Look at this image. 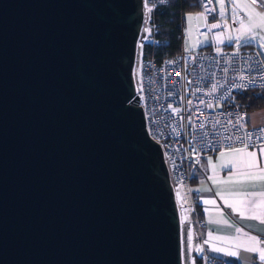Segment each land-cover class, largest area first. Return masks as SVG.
Here are the masks:
<instances>
[{
    "label": "water",
    "instance_id": "obj_1",
    "mask_svg": "<svg viewBox=\"0 0 264 264\" xmlns=\"http://www.w3.org/2000/svg\"><path fill=\"white\" fill-rule=\"evenodd\" d=\"M143 15V0H0V264H184L135 94Z\"/></svg>",
    "mask_w": 264,
    "mask_h": 264
},
{
    "label": "built area",
    "instance_id": "obj_2",
    "mask_svg": "<svg viewBox=\"0 0 264 264\" xmlns=\"http://www.w3.org/2000/svg\"><path fill=\"white\" fill-rule=\"evenodd\" d=\"M180 1L177 37L181 46L174 53L166 50L165 46L169 44V41L161 35L162 23L159 16L160 11L169 6L172 0H169L167 4H160L159 0H149V6L153 7L151 14L143 5V22L136 43L133 68L135 94L140 98L139 105L144 111L149 136L163 149L175 188L181 215L184 264H188L185 257V221L181 202L178 199L177 185L185 186L190 197V211L194 218L195 233L198 236L200 248L203 249L200 252V264H232L229 260L213 254L204 243L205 221L198 215V193L193 191L192 181L196 172L201 170V161L204 156L223 152L229 148V145L243 147L240 141H230L224 137L233 134L243 135L245 132L258 135V130L264 128L263 125H250L249 111L233 104L235 94L238 92L264 90V63H261L264 62V54L254 46L226 47L222 45L225 39L223 25L212 29L211 32H208L205 27H200L198 31L200 40L203 36L201 33H206L211 38V45L199 50L186 51L184 40L187 10L185 8H196L193 12L197 14L203 11V6L199 0ZM209 7L215 8L216 12L208 15L207 23L222 24L220 19L212 18L213 15H218L215 0ZM146 27L152 28L151 36L145 33ZM217 33H223V35L218 37ZM145 36H148V39H144ZM153 40L159 43L154 44ZM141 43L144 45L143 55H141ZM217 49H220L219 53ZM258 53L260 54L257 55ZM225 60L229 62L225 63ZM167 61H175V63L169 64L166 63ZM225 68L228 69L226 73ZM241 75L245 77L244 80L239 79ZM249 77L252 78V83H249ZM214 83L218 84L217 90L211 96L206 95ZM235 84H243L246 87H233ZM201 100L205 103L201 104ZM189 101H191L190 104ZM209 103L212 104L211 108L206 107ZM227 104L233 105L227 106ZM174 108L180 111L173 112ZM229 113H231L230 116ZM190 114L194 125L192 127L189 126L187 119ZM238 116L244 117L240 121L243 128H240V125L233 127L228 124V120H232L235 124ZM205 118L208 122L205 123V128L200 129L199 124L205 122ZM216 120H219L220 124L213 128L212 124ZM204 132L209 133L207 139L212 145H218L219 151L214 150L211 145L207 151L202 150L201 134ZM255 143L258 146L261 142L255 141ZM259 236L264 239V236Z\"/></svg>",
    "mask_w": 264,
    "mask_h": 264
},
{
    "label": "crops",
    "instance_id": "obj_3",
    "mask_svg": "<svg viewBox=\"0 0 264 264\" xmlns=\"http://www.w3.org/2000/svg\"><path fill=\"white\" fill-rule=\"evenodd\" d=\"M224 40L225 43L222 45L227 44L226 38ZM255 43L253 42L252 45L244 44L242 46H254L258 48ZM228 46L233 47V45ZM248 122L252 126H264V107L249 111ZM258 146L257 159L260 167L264 168V156H261L259 153ZM253 150V148L247 149V151ZM221 153H224V155L221 156ZM209 156L212 158L211 164L207 162ZM246 162L247 157L243 154H238L228 149L223 152L206 155L201 161V170L196 172L192 185L193 191L198 193L201 218L205 221L204 236L205 240H208L206 246L210 251L213 247L237 251V257H230L223 253L211 251L221 258L229 260L232 264H259L258 260L253 261L251 259L253 254L247 253L237 247V245L246 242V237L241 236L239 240L233 239V237L240 235L235 232V227H240L252 235L264 236V222L261 219L253 218L254 214H264V203H262L264 196L261 195V193H264V180L259 178L254 180L244 178L241 174L248 171ZM225 164L234 166V173L230 179L228 177L229 168L223 167ZM257 175L259 176V173ZM208 189H211V191ZM217 192L221 195H216ZM212 199L216 201L215 204L204 203L205 200ZM225 201L236 205L240 211L244 212V216L241 217L239 211L236 214H232L231 208L225 207ZM242 201H254L256 206L254 208L251 204L245 206L241 203ZM184 206L190 210V197L184 203ZM191 217V220H194L192 213ZM210 231L213 233L212 237L208 235ZM261 247H264V244Z\"/></svg>",
    "mask_w": 264,
    "mask_h": 264
},
{
    "label": "snow or ice",
    "instance_id": "obj_4",
    "mask_svg": "<svg viewBox=\"0 0 264 264\" xmlns=\"http://www.w3.org/2000/svg\"><path fill=\"white\" fill-rule=\"evenodd\" d=\"M159 2L160 4H167L169 0H159ZM199 3L202 4L203 11L197 13L195 17L191 14L187 15L186 20L189 25V28L186 29V31L191 30V26L194 20L197 23H199L200 21H203V27L207 28L208 32H211L212 29L220 28L222 26L220 22L212 23V24L207 23L208 15L216 12L215 8L209 7L210 5L213 4V0H199ZM230 3L232 5L231 19L234 24H238V28L236 29L238 35L235 38H233L232 36H228L229 45H231V42L235 39V42L237 45H240L241 43L245 45H252L253 42H257L260 44V47L264 49V34H262L264 33V0H244L242 4L240 3V0H230ZM216 4L219 5L218 15L220 17V20L223 21V27L225 28L230 27L227 21L224 19L226 12H227V9L225 7V0H216ZM143 5L149 14L153 12V7L149 6V0H143ZM173 6H179V5H173ZM241 11L244 12L243 17H241L239 14ZM212 18L213 20L217 19L216 15H213ZM144 31L145 33H148V36H151L152 28L146 27ZM201 34L206 35V33H201ZM216 35L219 37L223 35V33H217ZM148 36H145L144 39H148ZM152 42L154 44L159 43V41H156V40H153ZM143 47L144 45L143 43H141V49H142L141 55H143ZM185 50L188 51L189 49L186 47ZM217 52L219 53L220 49H217ZM259 54L260 53H258L257 55ZM228 62L229 61L225 60V63H228ZM166 63L172 64V63H175V61H167ZM261 63H264V62H261ZM257 70L258 71L260 70L259 66ZM227 71L228 69L225 68L224 72L226 73ZM239 79L244 80L245 77L241 75L239 76ZM249 83H252L251 77H249ZM217 87H218L217 83L212 84L211 90L208 93H206V95L211 96L212 93H214L217 90ZM233 87L245 88L246 85L235 84L233 85ZM197 91H199V89H197ZM190 103L191 101H189V104ZM200 103L204 104L205 101L201 100ZM206 107L211 108L212 104L210 103L206 104ZM179 111L180 109L178 108L173 109V112H179ZM228 115L230 116L231 113H229ZM181 119H184V117H181ZM187 119L189 121V126L190 127L194 126L192 122L191 114L187 117ZM242 119H244V117L238 116L235 124H233L232 120H228V124H231L233 127H236V125H240V128H243L244 126L240 124V121ZM206 122H208L207 118H205V122H201L199 124V128L200 129L205 128ZM218 124H220V121L216 120L215 123L212 124V127L215 128L216 125ZM258 131H259L258 135L254 134L253 132H245L243 135L233 134V135L224 137L227 140L240 141L243 144V147H239V148L232 147L231 145H229L228 150L233 151L238 154H243L245 157H247L246 167L248 171L242 173L241 175L244 178L249 179V180H254L257 178L264 180V168L260 167L259 161L257 159V145L255 143V141L261 142L260 145L258 146V151L261 154V156H264V128H261ZM208 135L209 133L207 132H204L201 134V140L203 141L202 150L207 151L209 149V146L211 145L214 150L219 151V146L212 145L211 141L207 139ZM254 136H255V140H254ZM249 147H252L254 150L247 151ZM223 155L224 153H221V156ZM211 159L212 158L210 156L207 158V162L209 164H211ZM197 163H199V161H197ZM223 167L229 168L228 177L230 179L234 173V166L225 164L223 165ZM258 173H259V176L257 175ZM209 179H211V177H209ZM208 190L211 191V189H208ZM216 195L219 196L221 194L217 192ZM261 195L264 196V193H261ZM204 203L205 204H215L216 201L214 199L205 200ZM241 203L244 204L245 206H247L248 204H251L253 208L256 206L254 201H242ZM262 203H264V201H262ZM225 207L231 208L232 214H236L239 211L240 216L241 217L244 216V212L240 211L239 208H237V206L234 204H229L227 201H225ZM253 218L261 219L262 222H264V214H259V215L254 214ZM225 223H227V221H225ZM235 232L240 235L233 237V239L239 240L241 236L246 237V242L243 244L237 245V247L247 253L253 254L251 257L253 261L258 260L259 264H264V247H261V245L264 244V239H262L259 235L249 234L248 232H245L240 227H235ZM208 235L209 237H212L213 233L210 231ZM192 236H193V233L191 229H189L187 232V244H188L187 252L191 251ZM204 243L207 244L208 240H205ZM198 251L202 252L203 249L199 248ZM211 251L217 252V253H223L224 255H227L230 257L238 256L237 251L226 250L224 248L213 247L211 248Z\"/></svg>",
    "mask_w": 264,
    "mask_h": 264
},
{
    "label": "rangeland",
    "instance_id": "obj_5",
    "mask_svg": "<svg viewBox=\"0 0 264 264\" xmlns=\"http://www.w3.org/2000/svg\"><path fill=\"white\" fill-rule=\"evenodd\" d=\"M244 2V0H240V3L242 4ZM216 3V0H215ZM225 7L227 9L226 15H225V20L227 21L228 25L230 27L225 28L223 27V32L227 41V45H229L228 43V36H232L233 38H235L238 33L236 31V29L238 28V24H234L232 19H231V8L232 5L230 3V0H225ZM216 8H217V12H219V5L216 4ZM188 14L193 15L194 17L196 16L195 12L192 11H187L185 13V29L189 28V25L187 23L186 17ZM240 16L243 17L244 12L241 11ZM218 19H220L219 15L216 16ZM222 25H223V21H222ZM203 27V21H200L199 23H197L195 20L192 23L191 26V30L190 31H186L185 30V47H187L189 50H199L201 48H205L211 45V38L209 35H203L202 39L200 40L199 38V28ZM258 48L262 51V53L264 54V49H262L260 47L259 44H257V42L255 43ZM231 45H233V47H241L242 45H244L243 43H241L240 45H237L235 42V39L231 42ZM176 190H177V194H178V199L181 202V209H182V214H183V220L185 221V236H186V240H185V257L187 259V263L188 264H198L197 263V256L200 255V251H198V249L200 248V244H199V240H198V236L195 233V226H194V222L193 220H191V212L189 209H187L184 206V203H186L189 199V194L188 191L186 189L185 186L182 185H177L176 186ZM191 229L193 236H192V241H191V251L187 252V248H188V244H187V232L188 230Z\"/></svg>",
    "mask_w": 264,
    "mask_h": 264
},
{
    "label": "trees",
    "instance_id": "obj_6",
    "mask_svg": "<svg viewBox=\"0 0 264 264\" xmlns=\"http://www.w3.org/2000/svg\"><path fill=\"white\" fill-rule=\"evenodd\" d=\"M179 5V6H173ZM181 1L172 0L171 4L160 11V21L162 23V37L169 41L166 50L174 53L180 49L181 42L177 37L179 32V18ZM187 11H196V8H185ZM226 47H230L227 44ZM234 105H238L241 108H245L248 111L256 110L264 107V90H250L245 92H238L235 94ZM233 104H227L231 106ZM195 178V177H194ZM194 180V179H193ZM193 185V181H192ZM198 215L201 217V208L197 205ZM186 240V236H185ZM197 263L200 264V255L197 256Z\"/></svg>",
    "mask_w": 264,
    "mask_h": 264
}]
</instances>
